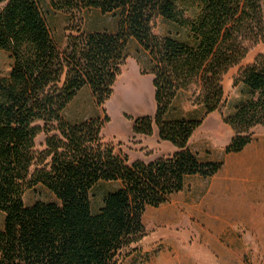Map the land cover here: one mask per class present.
Listing matches in <instances>:
<instances>
[{"label": "trees", "instance_id": "obj_1", "mask_svg": "<svg viewBox=\"0 0 264 264\" xmlns=\"http://www.w3.org/2000/svg\"><path fill=\"white\" fill-rule=\"evenodd\" d=\"M69 15L67 44L56 43L42 0H0V264H120L146 236L144 216L182 192L192 176L217 175L224 161H203L189 147L207 116L225 103L223 79L250 44L264 43L262 0H48ZM99 10L114 32L86 31L85 13ZM158 19L175 35L155 33ZM132 41L149 55L156 113L135 121L136 135L177 151L131 161L108 141L105 118L72 123L65 111L88 87L99 107L113 96ZM244 100L225 118L234 136L226 155L240 154L264 127V53L239 71ZM195 90L200 117H172L180 93ZM44 136L43 143L38 139ZM102 182L118 183L93 212ZM45 187L54 201L27 205L26 191Z\"/></svg>", "mask_w": 264, "mask_h": 264}, {"label": "rangeland", "instance_id": "obj_2", "mask_svg": "<svg viewBox=\"0 0 264 264\" xmlns=\"http://www.w3.org/2000/svg\"><path fill=\"white\" fill-rule=\"evenodd\" d=\"M182 8H188V15L197 11L198 3L195 0L180 1ZM42 11L51 29L52 35L61 49L67 44L69 15L63 11L54 10L48 0H42ZM264 11V0H262ZM84 29L86 31H110L117 29V22L111 15H104L99 10L85 13ZM155 33L160 36L175 35L176 28L163 19L155 24ZM264 53V43L250 44L247 58L238 66L232 68L224 77L225 103L217 112L209 115L194 136L190 149L197 153L203 161H222L225 159V148L234 136L233 129L225 124L226 117L231 115L236 106L245 97L242 84L236 80L240 69L251 65L256 58ZM149 55L132 41L128 48V56L114 88L113 96L103 107H99L91 90L84 88L65 111V117L72 123H78L93 118H105L110 121L103 130L104 137L114 143L118 151L127 154L131 161H153L158 158L173 155L177 148L171 143L165 144L156 133L152 136L136 135L135 121L142 117H154L156 113L154 76L151 74ZM194 89L182 92L176 99L172 117H200L203 108L195 102ZM255 141L242 153L235 155L238 158L237 166H246L254 178L261 165L251 160L256 158L258 149L264 144V127L257 128ZM44 136L38 139L43 143ZM192 146V147H191ZM196 149V150H194ZM222 159V160H221ZM248 164V165H246ZM232 165V164H231ZM228 169L222 171L225 176ZM264 175V172H263ZM118 183L102 182L92 191L93 212H98L103 206L105 196L115 191ZM55 197L43 186L26 191L24 201L27 205L36 202H51ZM5 215L0 213V228L3 227ZM195 220L182 208L174 196L170 203L160 208H150L144 216L146 236L135 246V251L126 257L120 264H220L224 260L218 246L212 245L205 239L207 230L195 228ZM213 236V235H212ZM221 247V246H219ZM221 247L220 249H223ZM243 264H255L251 258L245 256Z\"/></svg>", "mask_w": 264, "mask_h": 264}, {"label": "crops", "instance_id": "obj_3", "mask_svg": "<svg viewBox=\"0 0 264 264\" xmlns=\"http://www.w3.org/2000/svg\"><path fill=\"white\" fill-rule=\"evenodd\" d=\"M193 140L194 136L189 144L193 145ZM256 154L250 162L261 167L254 178L248 179L249 168L237 166V154L226 155L217 175L208 179L189 177L185 189L175 195L195 220V228L207 230L205 239L218 246L224 257L220 264H243L245 256L255 264H264V144ZM225 169L228 173L222 177Z\"/></svg>", "mask_w": 264, "mask_h": 264}]
</instances>
